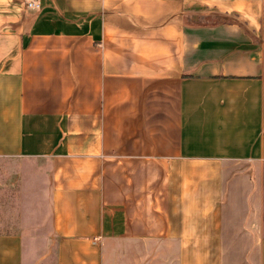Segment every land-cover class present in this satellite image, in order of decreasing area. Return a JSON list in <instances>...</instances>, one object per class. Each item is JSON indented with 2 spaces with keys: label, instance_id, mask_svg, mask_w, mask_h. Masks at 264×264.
<instances>
[{
  "label": "crops",
  "instance_id": "crops-1",
  "mask_svg": "<svg viewBox=\"0 0 264 264\" xmlns=\"http://www.w3.org/2000/svg\"><path fill=\"white\" fill-rule=\"evenodd\" d=\"M0 0V264H264V0Z\"/></svg>",
  "mask_w": 264,
  "mask_h": 264
},
{
  "label": "rangeland",
  "instance_id": "rangeland-1",
  "mask_svg": "<svg viewBox=\"0 0 264 264\" xmlns=\"http://www.w3.org/2000/svg\"><path fill=\"white\" fill-rule=\"evenodd\" d=\"M15 189L12 165L0 163V230L12 226Z\"/></svg>",
  "mask_w": 264,
  "mask_h": 264
},
{
  "label": "built area",
  "instance_id": "built-area-1",
  "mask_svg": "<svg viewBox=\"0 0 264 264\" xmlns=\"http://www.w3.org/2000/svg\"><path fill=\"white\" fill-rule=\"evenodd\" d=\"M36 2L37 0H27V6L29 7L37 6Z\"/></svg>",
  "mask_w": 264,
  "mask_h": 264
}]
</instances>
